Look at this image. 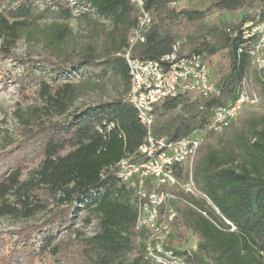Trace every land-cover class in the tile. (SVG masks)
Listing matches in <instances>:
<instances>
[{"label":"trees","instance_id":"obj_1","mask_svg":"<svg viewBox=\"0 0 264 264\" xmlns=\"http://www.w3.org/2000/svg\"><path fill=\"white\" fill-rule=\"evenodd\" d=\"M73 1L70 6L69 0H54V7L39 15L38 19L53 13L65 22L56 19L48 27L46 58L22 61L20 86L26 92L34 89L42 105L30 107L16 149L22 154L33 149L40 154L39 162L31 167L14 164L11 151L0 162L6 168L0 175V217L33 218L47 210L51 200L55 207L36 224L19 229L16 239L8 241V255L1 263L20 264L49 255L68 264H153L145 250L149 230L138 227L135 188L123 183L117 167L123 159L137 158L147 135L126 99L130 75L123 56L139 10L131 0ZM182 1L197 0H145L152 25L146 40L132 48L141 59H160L175 46L180 54H200L219 91L196 98L193 92L180 93L154 107L156 136L177 140L205 132L192 168L187 163L175 165L182 185L161 186L174 194L171 205L177 211L170 222L168 247L188 264H264V67L252 66L255 36L247 35L264 22V0H212L205 9L178 7ZM34 8V0H19L0 14V58H11L21 33L35 17ZM213 12L229 13L231 21L210 22ZM71 18L92 30L101 18L111 20L106 34L114 44L113 53L100 58L87 44L66 60L59 59L52 44L72 35L67 22ZM109 71L120 76L125 95L71 111L82 89L76 77L84 76L85 84H91ZM2 77L14 79L9 71ZM243 86L260 97L262 112L246 111L238 125L207 131L214 109L235 99ZM63 115L64 120H53ZM191 177L195 194L183 186ZM82 209L99 218V230L91 237L75 227ZM190 234L197 238L195 248H187Z\"/></svg>","mask_w":264,"mask_h":264},{"label":"built area","instance_id":"obj_2","mask_svg":"<svg viewBox=\"0 0 264 264\" xmlns=\"http://www.w3.org/2000/svg\"><path fill=\"white\" fill-rule=\"evenodd\" d=\"M131 1L138 8L139 17L138 25L129 38V46L123 54L130 75L126 99L135 107L147 135L145 142L139 147L137 158L123 159L117 167L123 183L135 188L138 227L149 230L145 243L147 257L153 264H188L183 256L168 247L172 233L170 222L177 211L171 205L174 194L161 186L182 185L175 175V165L187 163L192 168L205 132L194 131L177 140H170L168 136H156L153 132L154 107L165 98L180 93L193 92L196 98L219 94V91L212 80L207 60L200 54H180L175 46L172 53L163 55L160 59H141L133 55V46L146 40L145 33L152 25V16L146 9L145 0ZM247 35L255 36L250 54L251 64L253 67L263 68L264 22L247 31ZM259 103L257 93L250 92L243 86L235 99L214 109L207 131H222L235 122L246 108L255 107ZM183 186L187 192L195 194L192 177ZM214 208L219 212L217 207ZM202 213L209 217L206 211ZM192 240V245L189 243L187 248L196 247L197 239Z\"/></svg>","mask_w":264,"mask_h":264},{"label":"rangeland","instance_id":"obj_3","mask_svg":"<svg viewBox=\"0 0 264 264\" xmlns=\"http://www.w3.org/2000/svg\"><path fill=\"white\" fill-rule=\"evenodd\" d=\"M19 0H0V14L6 13L8 7L17 4ZM212 0H197V1H182L178 7H190L195 9H205ZM54 0H34V14L28 22L27 28L21 33L20 39L16 42L12 49L11 58H0V162L5 158L6 153H12L10 157L13 163H21L27 167L36 166L40 159V154L33 149L25 152L18 157L16 143L21 140V131L24 128V120L28 118L32 112L30 107L40 106L42 103L38 99V94L34 89H29L28 92L20 86L19 78L23 74L22 61L24 60H43L47 57L46 48L50 42L51 35L47 30L48 27L56 19L60 22H65L63 19L55 18V14H47L46 17L38 19L42 12L50 7L53 8ZM70 6L75 2L69 0ZM82 10L86 8L81 7ZM84 8V9H83ZM78 14L75 10L74 15ZM241 18V15L238 19ZM209 21L217 24H225L231 21L229 13L219 14L213 12L209 15ZM72 29L70 35L63 43L54 45L53 49L56 55L61 60H66L69 56L82 50L85 45H92L100 58L105 57L109 53H113L114 44L107 36V31L112 29V22L109 19H100V24L96 30H92L85 23L79 24L76 18H71L67 21ZM2 38L0 36V48ZM120 54V52H118ZM218 62V58H215ZM11 72L14 79L5 80L2 75L5 72ZM40 71H37L39 73ZM84 76H77L76 81L82 85L81 92L75 101L71 111L74 109H82L91 104H98L101 101H111L115 98L125 95V86L119 75L109 71L104 78H95L91 84H85ZM260 104V103H259ZM246 108L239 116L242 117L246 111L261 113L260 105ZM66 115L54 116L53 120H64ZM46 118V117H45ZM235 121V125L240 123V119ZM34 119H31L33 121ZM13 150V151H12ZM9 157V156H7ZM1 168V167H0ZM6 170L4 166L0 169V175ZM47 197V196H45ZM48 209L39 212L35 217L30 219L15 218L11 216L0 217V264L6 260L9 249L10 239H16V233L19 229L28 224H36L45 215L48 214L49 209L55 207V201L51 200L47 203ZM76 228L80 229L85 237L93 236L99 230V218L95 214H88V211L82 209L78 213L76 220ZM192 240L196 236L190 234ZM197 239V238H196ZM193 241V240H192ZM193 242L190 244L192 245ZM6 256V258H5ZM5 259H4V258ZM20 264H68L64 259L61 261L55 260L49 255L34 257Z\"/></svg>","mask_w":264,"mask_h":264}]
</instances>
